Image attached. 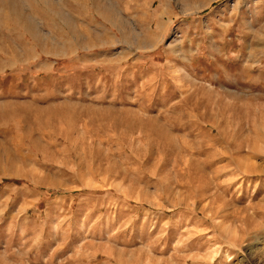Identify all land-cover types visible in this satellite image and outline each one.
Returning a JSON list of instances; mask_svg holds the SVG:
<instances>
[{
	"label": "rangeland",
	"instance_id": "374dc122",
	"mask_svg": "<svg viewBox=\"0 0 264 264\" xmlns=\"http://www.w3.org/2000/svg\"><path fill=\"white\" fill-rule=\"evenodd\" d=\"M0 264H264V0H0Z\"/></svg>",
	"mask_w": 264,
	"mask_h": 264
},
{
	"label": "bare ground",
	"instance_id": "6f19581e",
	"mask_svg": "<svg viewBox=\"0 0 264 264\" xmlns=\"http://www.w3.org/2000/svg\"><path fill=\"white\" fill-rule=\"evenodd\" d=\"M120 25V27H119V30L122 32V34L123 35H126V31L125 30H123V25L122 24H119ZM125 25V24H124ZM126 27V26H125ZM126 32V33H125Z\"/></svg>",
	"mask_w": 264,
	"mask_h": 264
}]
</instances>
